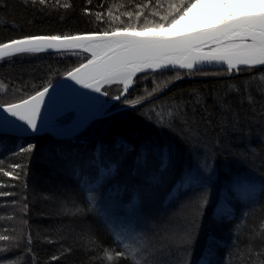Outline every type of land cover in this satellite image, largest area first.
Returning a JSON list of instances; mask_svg holds the SVG:
<instances>
[{
	"label": "trees",
	"instance_id": "1",
	"mask_svg": "<svg viewBox=\"0 0 264 264\" xmlns=\"http://www.w3.org/2000/svg\"><path fill=\"white\" fill-rule=\"evenodd\" d=\"M180 2L0 0V43L101 33L132 27L133 21L155 24L171 19ZM74 53L1 59L0 105L34 95L90 58ZM157 75L175 79L153 90L154 80L152 85L143 79ZM261 77L264 68L254 67L230 74L147 73L136 76L131 91L110 106L125 109L95 119L73 137L0 133V236L7 237L0 239V264H131L129 258H116L125 244L142 249L138 258L148 264H264ZM102 92L112 100L123 91L114 83ZM131 100L139 103H125ZM67 118L54 124L64 125ZM121 143L147 159V169L137 172L132 156L121 155ZM29 144L35 147L21 152ZM118 158L124 162L113 168ZM189 175L197 180L187 182ZM237 182L254 184L255 195L243 199L230 193L224 199ZM205 196L208 203L201 208ZM224 200L228 214L218 216ZM175 222L185 241L182 232L159 227ZM173 241L181 245L176 249Z\"/></svg>",
	"mask_w": 264,
	"mask_h": 264
},
{
	"label": "snow or ice",
	"instance_id": "2",
	"mask_svg": "<svg viewBox=\"0 0 264 264\" xmlns=\"http://www.w3.org/2000/svg\"><path fill=\"white\" fill-rule=\"evenodd\" d=\"M39 2L44 3V0H39ZM201 5L211 9L219 7L231 9L241 6L256 8L258 5L264 6V0H219V2L218 0H181L175 14L167 21V29L171 31L180 20L187 17L189 12ZM161 20H165V18L161 17ZM130 27L115 28L112 31H104L99 34L25 36L13 39L8 43H0V59L14 54L39 53L45 49H83L84 52L91 53V59L68 71L67 76L84 88H92L96 92L101 91V84L117 80L123 83V91L126 92L136 72L141 71L144 66L149 68L164 67L165 65L162 63L164 60L173 65L178 62L179 67L187 69H193L197 63L216 62L222 65L226 64L228 72H232L234 69L239 70V66L248 68L264 66V10L239 16L230 14L227 19L214 27L187 35H140L130 31ZM149 27L165 29L166 24L156 23L151 26L146 24L144 31H147ZM208 42L215 44L214 49L207 53H199L201 59H195L192 55L194 50ZM261 79L264 80V77ZM47 92L48 87H44L42 91H37L27 99H22L18 103H9L6 106L0 105V107H3L4 112L23 121L28 128L35 132L38 128L37 118L40 116V106L44 103ZM114 99L119 100L120 96H116ZM249 101L252 105L256 102L255 98L251 96ZM125 103L134 106L139 101L131 100L125 101ZM260 115L264 120V106H262ZM0 122L11 123L5 118ZM14 127L26 131L19 125H14ZM0 131H7V129H0ZM34 147L29 144L26 149L21 148V152L31 151ZM119 147L123 149L121 155H125L126 159L128 155L132 156L137 172L141 167L147 169V159H142L139 153H131L130 145L121 143ZM123 162L118 158L113 162V168ZM200 168L207 171L204 165H201ZM111 170L109 169V171ZM9 174L5 173V175ZM152 178L156 179L155 176ZM185 179L187 182H193L197 180V177L189 175ZM206 179L210 180L211 177ZM233 190L243 199L252 198L256 192L255 187L241 182H237ZM207 203L208 200L205 196L200 207L203 208ZM227 214V208L224 206L217 213L218 216ZM211 223L213 221H210ZM261 237L264 238V232L261 233ZM0 239H7V237L0 236ZM188 242L194 243V240L189 239ZM124 249L116 253L117 259L129 258L131 264H148L147 258H138L142 254V249L131 248L128 244L124 245ZM208 251L210 254V244ZM105 255L109 260L113 259L108 250H105ZM204 264H208V261L205 260Z\"/></svg>",
	"mask_w": 264,
	"mask_h": 264
},
{
	"label": "water",
	"instance_id": "3",
	"mask_svg": "<svg viewBox=\"0 0 264 264\" xmlns=\"http://www.w3.org/2000/svg\"><path fill=\"white\" fill-rule=\"evenodd\" d=\"M252 13V12H251ZM244 15V14H241ZM219 21V23L223 22ZM218 23V24H219ZM218 24L209 25V27H203L198 28L195 30H188L187 32H181L177 33L176 35H187L194 33L199 30H203L205 28H211ZM91 34H99V33H91ZM136 34V33H134ZM85 35V34H80ZM146 35V34H145ZM176 35H169V36H176ZM211 47H215V44L213 42H208L207 44L203 45L201 48L194 50L192 53L193 57L197 60L201 59V56L199 53H207L212 50H209ZM68 51H78L81 52L83 49L80 48H72V49H45L41 52H68ZM17 55V54H14ZM11 55V56H14ZM8 56V57H11ZM7 58V57H5ZM4 59V58H3ZM91 59V58H89ZM1 60V59H0ZM88 60V59H87ZM87 61L83 62L86 63ZM162 63L165 65L164 67H146L144 66L141 71L136 72L133 76L136 78V76L144 75L146 73H157L158 71H211V70H226L227 65L226 64H219L216 62L212 63H197L194 65L193 69H187V68H181L179 67V63L168 64L167 60L162 61ZM76 68V67H75ZM248 68L245 66H239V69ZM254 68H264V66H256ZM237 70V69H236ZM114 81H108L106 83H103L100 85V88H102L107 83H113ZM134 86V82L132 81V85L129 86L126 93L120 97L124 98L126 94L130 91V89ZM48 92L44 97V103L40 106V116L37 118V131L33 132L32 129L28 128L27 125L23 122L18 120V118L11 116L10 113L4 112L3 107H0V120L5 118L7 120L8 124H4L3 122H0V129H7V131H0L1 134H10V135H17V136H32L34 134H43V133H49L53 137L56 138H69L73 137L76 134L80 133L84 130L85 127L89 125L94 119H97L99 117L105 116V110L109 108L112 104L115 103V100L111 101H103L101 92L98 99V104L94 106L93 109H91L89 112H86V115L80 120L78 118L74 120L72 123L66 126H56L49 123V120L63 114L68 110L73 102H75L77 99L83 97L84 95L91 94L93 92L92 88H84L81 84H77L74 80H71L68 78L67 73L63 75L62 77L55 80L53 83L47 86ZM43 90V89H42ZM40 90V91H42ZM27 99V98H26ZM6 106V105H5ZM14 125H19L21 129L25 130H18L14 127Z\"/></svg>",
	"mask_w": 264,
	"mask_h": 264
},
{
	"label": "rangeland",
	"instance_id": "4",
	"mask_svg": "<svg viewBox=\"0 0 264 264\" xmlns=\"http://www.w3.org/2000/svg\"><path fill=\"white\" fill-rule=\"evenodd\" d=\"M218 2H219V0H218ZM259 10H264V6L258 5L256 8H246V7H242L241 6V7H233L231 9L224 8V7H219V8L211 9V8H205L203 5H201V6L197 7V8H194L191 12H189L188 15H187V17L185 19H183V20H180V22L174 28H172L171 31H169L167 29V21H169L170 19H168V20L166 19L165 21L156 22V23H165L166 24L165 29H159V28H155V27H149V29L147 31H144V26L146 24L149 25V26H151L154 23L152 24L150 22L149 23L144 22V23L140 24L137 21H133L132 24L130 23V25H132L130 31H134V33L140 34V35H145V34L146 35H161V36L176 35L177 33L187 32L188 30H195V29H198V28L209 27V25L218 24L219 21H222V20L227 19L230 14H235L236 16H239L241 14H249L251 12L259 11ZM108 17H109L108 19H110V20H112L114 18V16H111V15L108 16ZM115 22H120V21L115 20ZM213 49H214V47H211L209 50H213ZM74 52H76V53H74V55H76V56L78 55L77 53H82L83 52V53H86L91 58V53L90 52H84V51H81V52L74 51ZM221 71H223V70H221ZM158 72H161L162 73V72H166V71H158ZM226 72H227V70H226ZM228 73L230 74L231 72H228ZM146 74H144V75H146ZM179 76H180V73H179ZM150 79L154 80V84L155 85H153V82ZM173 79H175V78H173V77H168L167 78L164 75H157V77H154V78H148V76H146V78H144L143 81H149L150 80L152 82V85H153L152 86L153 90L154 89H157L158 90V88L166 87L168 85V83L172 82ZM133 82L135 84V79L133 80ZM114 83L121 84L122 91H123V87H124L123 86V83L120 82V81H118V80L117 81H114L113 83H107V84H114ZM107 84H105V85H107ZM102 88H101V91L100 92H101L103 101H111V100H107L105 98V94H103ZM130 91H131V89H130ZM125 93L126 92L123 91L121 93V95H119V96L121 97ZM149 96H152V92L147 93V95L145 96V98H147ZM121 99H119V100H121ZM112 100H115V99H112ZM122 108L123 107H121L120 109H122ZM120 109L119 108H116V110H110V107H109V108H107L105 110L106 111L105 114L106 115H109V114H112L113 112H116L117 110H120ZM123 109H125V107ZM81 112H82L81 105L73 104L68 110H66L65 113H63V114H61V115H59V116H57V117L49 120V123L50 124H54L56 122L57 118L62 117V116H66V117H68L67 118L68 123H66L64 125H58V124H54V125H56V126H66V125H69L74 120H76L79 117V115H81L80 114ZM94 121H95V119H94ZM60 123H63V121H61ZM200 176H202V175L200 174ZM248 183H250V182H248ZM234 187L235 186H232L231 187V190L229 188L226 189L224 199L229 198L230 197V193L232 194V196H234V198L240 197L233 190ZM176 189H177V187H175V190ZM226 203L227 202H225V200H224V202L221 203L222 205L219 207V209L222 206L226 207L225 206V205H227ZM180 217H181L180 218V221H181L184 217L182 215ZM183 221H184V219H183ZM165 225H166V227L168 229H170V231H173V232L175 231L176 233H178L179 231L182 232L183 237H184L183 240L184 241L186 240V238H185V231H181V230H183V228H181L180 225L177 222H175L172 225H170L169 223H164L163 225H160L159 227H161V229H164L165 228ZM168 225H170V227H168ZM180 243H182V242H180ZM180 245H179V243H176V241L175 242L173 241V245L172 246L174 248L177 249ZM200 264H204V260H201L200 261Z\"/></svg>",
	"mask_w": 264,
	"mask_h": 264
},
{
	"label": "bare ground",
	"instance_id": "5",
	"mask_svg": "<svg viewBox=\"0 0 264 264\" xmlns=\"http://www.w3.org/2000/svg\"><path fill=\"white\" fill-rule=\"evenodd\" d=\"M132 85V82L130 83L129 86ZM99 92H96L93 90L91 94L84 95L83 97L77 99L73 104L81 105L82 112L79 115L78 120L82 119L84 115H86V112H89L91 109L94 108L99 102ZM72 104V105H73Z\"/></svg>",
	"mask_w": 264,
	"mask_h": 264
}]
</instances>
